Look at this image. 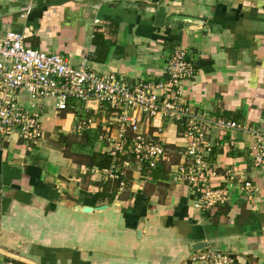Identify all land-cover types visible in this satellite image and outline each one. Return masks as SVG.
Segmentation results:
<instances>
[{
	"label": "crops",
	"instance_id": "obj_1",
	"mask_svg": "<svg viewBox=\"0 0 264 264\" xmlns=\"http://www.w3.org/2000/svg\"><path fill=\"white\" fill-rule=\"evenodd\" d=\"M9 31L73 66L130 81L163 78L167 55L182 48L195 68L181 85L184 102L246 131L211 127L210 181L223 187L226 171L234 180L224 203L201 209L171 171L184 145L176 122L144 124L170 158L149 168L110 154L102 137L115 132L112 107L72 100L56 111L52 99L15 91L17 103L42 113L43 136H0V250L22 259L0 252V264H193L208 249L264 264V163L253 165L250 150L251 131L264 129V0H0V38ZM81 119L91 122L78 130ZM93 152L110 164L90 165Z\"/></svg>",
	"mask_w": 264,
	"mask_h": 264
},
{
	"label": "built area",
	"instance_id": "obj_2",
	"mask_svg": "<svg viewBox=\"0 0 264 264\" xmlns=\"http://www.w3.org/2000/svg\"><path fill=\"white\" fill-rule=\"evenodd\" d=\"M195 68L186 50L176 48L165 60L164 77L159 80L130 81L116 73L94 72L84 63L73 66L61 54L46 53L24 44V37L9 31L0 38V136L16 135L29 143L43 136L42 113L30 111L15 100L14 92L27 89L34 99H52L56 111L71 107V101L98 102L112 107L111 124L115 132L102 137L109 143L112 157L123 161H136L141 166L153 168L162 161H169L167 149L160 139L152 137L144 124L157 116L174 121L184 140L181 159L172 173L186 184L201 209L224 203L234 174L226 171L224 186L211 183L217 176L207 157L214 144L207 140L211 127L225 131L246 128L234 121L211 120L194 111L183 100L182 82L193 77ZM89 119H81L77 129H85ZM255 139L250 147L252 164L264 163V129L251 131ZM107 169L109 176L118 173ZM242 192L249 197L251 184L244 181ZM193 264H236V257L229 252L208 249L189 257ZM1 264H22L7 258Z\"/></svg>",
	"mask_w": 264,
	"mask_h": 264
},
{
	"label": "trees",
	"instance_id": "obj_3",
	"mask_svg": "<svg viewBox=\"0 0 264 264\" xmlns=\"http://www.w3.org/2000/svg\"><path fill=\"white\" fill-rule=\"evenodd\" d=\"M110 161H111V157L107 154L93 152L92 154L89 155V162H90L89 164L96 165L99 168L108 166L110 164Z\"/></svg>",
	"mask_w": 264,
	"mask_h": 264
},
{
	"label": "water",
	"instance_id": "obj_4",
	"mask_svg": "<svg viewBox=\"0 0 264 264\" xmlns=\"http://www.w3.org/2000/svg\"><path fill=\"white\" fill-rule=\"evenodd\" d=\"M214 23H209V25H213ZM91 208L90 207H83V210L84 211H89ZM205 245V243L203 242H200V243H195L194 246H193V249H201L203 246ZM1 253L7 255V256H11L13 258H16V259H19L22 261L21 258L17 257V256H14V255H11V254H8V253H5L3 251L0 250Z\"/></svg>",
	"mask_w": 264,
	"mask_h": 264
},
{
	"label": "rangeland",
	"instance_id": "obj_5",
	"mask_svg": "<svg viewBox=\"0 0 264 264\" xmlns=\"http://www.w3.org/2000/svg\"><path fill=\"white\" fill-rule=\"evenodd\" d=\"M160 119H162L160 116H159Z\"/></svg>",
	"mask_w": 264,
	"mask_h": 264
}]
</instances>
